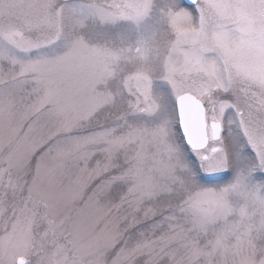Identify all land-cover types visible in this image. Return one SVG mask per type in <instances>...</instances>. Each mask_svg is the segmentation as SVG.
Wrapping results in <instances>:
<instances>
[{"label":"snow or ice","instance_id":"1","mask_svg":"<svg viewBox=\"0 0 264 264\" xmlns=\"http://www.w3.org/2000/svg\"><path fill=\"white\" fill-rule=\"evenodd\" d=\"M0 264H264V0H0Z\"/></svg>","mask_w":264,"mask_h":264}]
</instances>
